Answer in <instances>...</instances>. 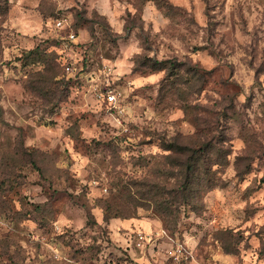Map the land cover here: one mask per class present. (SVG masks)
I'll return each mask as SVG.
<instances>
[{
  "label": "rangeland",
  "instance_id": "rangeland-1",
  "mask_svg": "<svg viewBox=\"0 0 264 264\" xmlns=\"http://www.w3.org/2000/svg\"><path fill=\"white\" fill-rule=\"evenodd\" d=\"M18 2L10 0L9 12L0 15V60L13 41L25 45L0 66V73L4 68L16 73L0 88V264H264V223H257L264 221V144L244 131L254 119L264 132V82L259 79L264 74V14L249 32L240 0L231 5L229 0H200L202 22L195 5L189 14L168 0H153L169 20L153 36V26L145 31L140 18L147 0H120L138 9L135 17L127 10L120 17L126 21L120 35L100 15L99 0H73L71 8L60 11L54 0H41L37 19L44 32L51 22L54 34L19 39L16 29L2 27L32 23L28 0L19 8ZM258 2L264 6V0ZM58 19L67 22L63 29L55 28ZM75 31L77 44L68 39ZM134 43L144 50L132 58L134 65L161 50L165 58L186 62L166 80L164 69H132L133 77L165 72L158 86L137 89L121 103L133 109L136 123L108 109L104 96L125 89V77L92 90L94 77L105 70L103 60L122 59ZM37 44L60 79L32 78L41 66L45 70L44 63L25 58L26 46ZM69 73L74 78H66ZM101 97L99 113L80 111ZM105 117H115L128 131L108 125ZM82 127L94 133L90 144L81 138ZM175 137L182 145L199 149L212 141L224 150L222 163L213 167L215 187L207 190L202 164L192 180L196 207L180 202L182 182L191 174L190 156L162 146ZM29 138L38 141L36 149L25 150ZM61 157L68 169L56 167ZM72 168L79 169L84 183ZM166 205L175 212L163 213ZM106 207L114 215L108 220ZM228 221L235 228L222 226Z\"/></svg>",
  "mask_w": 264,
  "mask_h": 264
},
{
  "label": "clouds",
  "instance_id": "clouds-1",
  "mask_svg": "<svg viewBox=\"0 0 264 264\" xmlns=\"http://www.w3.org/2000/svg\"><path fill=\"white\" fill-rule=\"evenodd\" d=\"M25 0H19V2L16 4V7L19 8L20 4H23ZM100 4L102 5L100 15L107 17L108 24L112 27V29L115 31V33L123 35L124 34V25L126 21L121 20L120 17L124 16L125 10L128 12H131L132 16L135 17L138 14V9L133 7L132 4H128L125 2L124 4L120 3V0H99ZM233 0H229V4L231 5ZM28 3L31 5L33 11L29 14V16L32 19V23L24 24L23 20L17 21L9 24H4L2 27L6 29L8 32H11L12 29H16L17 33H20L21 36L18 37L19 39H22L24 36H35L39 39L43 40L46 39L49 35L54 34L55 29H53L51 22L46 26L49 31L44 32L42 29L44 26H42L38 19H37V13L35 10L40 6L41 0H28ZM54 3L57 5V11L60 10H66L67 8H71L73 6V0H67L65 3V0H54ZM81 3H83V0H81ZM168 3L174 7L177 8H183L186 9L189 14L193 13V5L196 6V12L195 17L198 22H202L201 14H200V0H168ZM240 3L243 5V16L247 20L248 24V31L251 32L253 28L258 24V17L261 16V14H264V6L258 0H240ZM93 7H96V5H93ZM141 20L144 22V28L145 31H148L149 25L151 24L152 27V35L155 36L157 33H160L162 29H166L169 20L166 19L160 12L157 11L156 5L153 2V0H147V3L143 7V11L141 13ZM66 23H57L55 25V28L63 29L66 26ZM69 40L72 41L73 44L79 43L77 39H75L72 36L68 37ZM14 47L11 49L5 48L3 60H0V66L3 65L4 61L12 59V57L9 55L10 52L12 53H18V47H25V45L15 46V41H13ZM28 49L31 48V45L26 46ZM174 47L179 48L180 45L178 43H174ZM144 50L143 48L139 47L138 43L132 44L127 50L123 51V58L117 59L115 62L111 60H103V64L105 66V70L100 73V75L94 77L92 83H93V91L96 90V88L99 86V84L103 83L105 86H109L116 81L120 80L122 77L126 78L127 87L120 91L117 95L109 94V100L107 104L108 109L116 108L118 109L119 113L124 116L125 120L136 123L138 121V117H136L133 114V109L130 107H121V103L124 101L127 95H130L132 92L136 91L137 89H144L146 86L152 85V86H158L160 80L164 77L165 72H160L158 74H152L148 75L146 77L144 76H131L132 69L134 67V64L131 63V60L135 56L143 55ZM149 56H156L158 60H163L166 57V50H161L159 55H157L155 52L149 53ZM241 53H237L236 57H233V62H238L239 56ZM13 63H15L13 61ZM60 63H63V61H60ZM37 71L43 72V66L37 69ZM16 73L11 72L8 68H4L3 72L0 73V88L4 87V81L10 80V78L15 77ZM100 76H103L104 79L101 81ZM61 77H57V79H60ZM68 79L74 78L73 73H69L66 77ZM27 79V77H25ZM261 82H264V74H261L259 77ZM251 81H245V92L247 91V85L250 84ZM18 99H22V97H18ZM103 97L100 98V100L93 104V106L88 109H80V111H93L96 113H99L101 110V106L103 105ZM241 100L244 99L243 96L240 97ZM0 104H3V101H0ZM5 108L8 107V105H4ZM152 114L149 112L147 114V120H152ZM170 120L177 119L176 116L169 117ZM104 122L108 125H111L115 128L121 129V131H128L127 127H122L119 120H116L115 117H105ZM244 131L255 137L259 143L264 144V132L260 131V126L256 124L255 120H252V123L247 125L244 129ZM80 132L83 133L82 139L86 140L89 144L91 143V139L94 136V133L91 131H86L83 127L80 129ZM96 139H99V136L95 137ZM54 143H60V140H56ZM38 147V141L34 139H26L24 141V148L25 150H34ZM48 151H51V148L48 149ZM70 154V153H69ZM235 154V153H234ZM125 158L127 157V154H124ZM232 157H229L231 159ZM56 167L58 169L64 170L68 169V162L65 157H61V159L57 162ZM70 171L76 172V179H80L81 183H84L79 169L72 168L69 169ZM261 175H264V173H261ZM243 188L248 187V183L246 182L243 186ZM75 195H79V191L75 193ZM264 203V200L261 201ZM235 207L242 209L244 207L243 204H237ZM62 223L68 224V221L63 220ZM215 223V222H214ZM257 223H264V221H258ZM59 225H57L58 227ZM223 227L227 228L229 226L235 228V223L232 221H228L227 223L222 224ZM69 227L71 225L69 224ZM33 239H38V237H33ZM50 247V246H49ZM52 251L55 253L57 259H61V255L58 250L52 249ZM172 255H175V253H171Z\"/></svg>",
  "mask_w": 264,
  "mask_h": 264
},
{
  "label": "trees",
  "instance_id": "trees-1",
  "mask_svg": "<svg viewBox=\"0 0 264 264\" xmlns=\"http://www.w3.org/2000/svg\"><path fill=\"white\" fill-rule=\"evenodd\" d=\"M10 8V0H0V15L4 16V14L9 12ZM75 35H77V32L75 31ZM47 52H43L37 44V46H34L33 48H30L28 53L26 54L25 58L28 56H31L32 62L40 61L41 63L45 64V70L43 69L44 72L37 71L32 74V78H35V82L42 81V79L46 80H53L55 79L58 74L55 71L54 63L49 60V56L46 54ZM135 60V65L133 70L134 71H141L142 73L148 72H155L158 70H166L167 71V77H165L164 80L168 79V77L172 76L173 74H176V69H180L181 67H184L183 65L186 64L183 60H177L174 58H165L163 60H158L156 57L152 56H145L143 59ZM25 63H28L27 61ZM145 67V68H143ZM195 70L196 67H195ZM35 76V77H34ZM64 77V76H63ZM31 78V79H32ZM65 78V77H64ZM32 81V80H31ZM39 84H36V87ZM187 106L185 105V110H187ZM177 137H175L172 140H164L162 142V146L166 149H170L171 153H177V154H183L186 153L188 154V163L187 167L189 170V173L191 171V174H188L185 178V180L182 182V198L180 202L182 203H187L190 206H195L198 205L199 200H193L194 195L197 194L196 190H193V184L192 180H196L198 178L197 172L198 170H201L200 165L202 164L203 171L205 174V177L208 180V185L207 190L212 189L215 187L216 182H214L213 177H214V165L215 164H221L222 163V157H224V150L216 145L212 141H207L203 146H201L199 149L189 146L187 144H179L177 142ZM202 161V162H200ZM163 213H166L167 215L173 214L175 212V209L171 206H164L162 208ZM106 216L105 219L108 220L111 216H114L110 213V210L108 207L105 208ZM168 226L171 229H175V225L170 223V220H167Z\"/></svg>",
  "mask_w": 264,
  "mask_h": 264
},
{
  "label": "built area",
  "instance_id": "built-area-1",
  "mask_svg": "<svg viewBox=\"0 0 264 264\" xmlns=\"http://www.w3.org/2000/svg\"><path fill=\"white\" fill-rule=\"evenodd\" d=\"M58 22H59V23H62V20H61V19H58V20L56 21V23H58ZM71 36H72V37H74V36H75V34H74V33H72V34H71ZM67 68H68V69H70V68H71V66H70V65H68V66H67ZM109 94L116 95L114 92H107V93L104 95V96H105V98H106L107 100H109Z\"/></svg>",
  "mask_w": 264,
  "mask_h": 264
}]
</instances>
